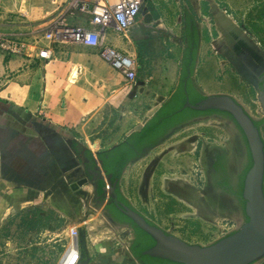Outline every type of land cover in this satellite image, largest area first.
I'll list each match as a JSON object with an SVG mask.
<instances>
[{"label": "crops", "instance_id": "obj_1", "mask_svg": "<svg viewBox=\"0 0 264 264\" xmlns=\"http://www.w3.org/2000/svg\"><path fill=\"white\" fill-rule=\"evenodd\" d=\"M70 1L0 0V36H8L26 45L25 53H9L0 49V223L11 209L23 210L42 205V195L48 194L59 182L67 181L72 189H78L77 170L90 177H93V173L101 177L97 155L119 146L132 134L140 132L136 129L143 124L147 114L158 105L161 110L180 84L181 66L188 47L186 16L193 15L187 10V5H184V11L179 13L174 23V26H179L180 35L168 25L171 30L169 44L176 42L180 48L178 55L170 58L175 63L174 76L178 78V83L168 94V58L166 53L159 52L161 48L153 56L152 48L159 43L157 31L147 32L151 28L147 23L151 13H144L145 5L136 24L127 33L120 31L113 21L104 29L102 41L103 46L137 58V85L132 87L125 83L121 73L101 57L99 47L62 43L49 38L48 33L59 20H65L72 26H89L88 14L77 11L70 16L66 13ZM80 1L90 6L102 2ZM169 11L174 10L170 8ZM226 16L235 22L240 17L234 10L226 13ZM259 16L256 20L264 21ZM243 17L247 18L244 23L248 28L257 22L252 20L250 13L240 18ZM171 22L169 16L168 24ZM195 23L198 29V53L191 79L194 84L197 82L200 90L209 81L214 83L216 74H219L218 69L215 70V63L208 65L209 58L205 57L207 54L213 55L215 47L211 43L207 48L203 27L196 18ZM161 28L164 25L157 26L156 30ZM246 34L259 46L263 43V40L256 41V34ZM43 50L51 52L49 60L40 58ZM154 68L159 71V82L148 99V106H145L141 101V92L143 96L150 80L157 77ZM217 94L235 97L227 92ZM87 152L92 154L93 160L87 156ZM108 184L106 187L111 192ZM8 190H12L9 195L12 207L1 218L2 193ZM48 197L45 199L47 204ZM0 228L5 231L8 226L5 223ZM77 229L80 232L79 264H140L131 253V239L118 243L116 238L121 234L105 236L101 233L107 228H97L96 225L94 230L85 233Z\"/></svg>", "mask_w": 264, "mask_h": 264}, {"label": "rangeland", "instance_id": "obj_2", "mask_svg": "<svg viewBox=\"0 0 264 264\" xmlns=\"http://www.w3.org/2000/svg\"><path fill=\"white\" fill-rule=\"evenodd\" d=\"M211 3L220 11L234 10L240 17L245 13L252 14V20L257 22L250 24V28L244 23L247 18L238 17V22H235L228 17L245 34H256V41L264 40V21L256 20L264 7V0H146L144 13H151L147 18L151 28L147 32L157 31L159 43L152 48L153 56L161 48L159 52L166 53L168 58L169 77L173 73L172 78L168 77V94L178 83V78L174 76L175 63L170 58L180 51L176 42L169 44L171 30L168 25L180 35L179 26H174V23L179 13L184 11V5H187V10L202 25L203 39L208 43L209 49L212 41L219 36L214 16L210 13ZM170 8L174 11L168 12ZM169 16L172 18L170 24ZM159 25H164V28L156 30ZM260 46L263 47V43ZM214 54H207L205 57L209 58L207 64L215 63V70L218 69L220 75L216 74L214 83L209 81L200 91H205L207 95L231 93L250 108L256 120L263 119L264 107L257 97V91L238 72L230 73L225 67L226 72L222 73L227 60L216 51ZM153 72L157 77L150 80L143 96L141 92V101L145 106H148V99L158 86L155 84L159 82L158 69L154 68ZM209 118H197L172 130L154 147L146 149L139 159L130 162L119 181L121 192L150 222L189 244L203 246L217 242L244 223L240 201L232 194L219 190L214 185V177V182L208 183L210 160L204 155L209 154L210 143L224 147L232 163L233 179L243 174L249 165L246 142L237 125L230 119L211 117L208 120ZM262 131L264 135V125ZM92 176L83 172L80 174L77 170L78 189H72L67 181L59 182L48 194L42 195V205L29 206L23 210L14 208L7 213L6 210L12 207L9 197L12 190L2 191L1 218L5 213L7 216L0 226L6 223L8 229L4 231L0 228V264H60L70 243L69 232L72 227L79 228L83 233L94 230L95 225L101 229L106 227L107 230L101 234H121L117 237L119 241H132L134 235L130 227L115 225L108 219L96 196L95 181L100 177L95 173ZM47 195L49 204L45 201Z\"/></svg>", "mask_w": 264, "mask_h": 264}, {"label": "water", "instance_id": "obj_3", "mask_svg": "<svg viewBox=\"0 0 264 264\" xmlns=\"http://www.w3.org/2000/svg\"><path fill=\"white\" fill-rule=\"evenodd\" d=\"M210 13L214 16L219 34L218 39L213 40L212 45L221 54L224 53L227 44L232 46L234 50L238 49L240 45L249 44L247 45L248 48L251 46L255 47L256 50L264 54V51L248 34L238 37L233 34V28L228 30L232 23L227 18L224 11L219 10V12L214 15L211 6ZM231 36L236 37L229 40ZM236 66H238V63ZM241 74L243 75V73ZM192 81L194 84L193 79ZM194 86L200 91L196 84H194ZM204 96L205 99L195 105L191 104L188 99L183 109L189 108L199 112L214 110L228 114L245 137L252 160V166L246 173L242 191L244 213L247 219L246 222L237 230L226 235L217 242L208 246H203L189 244L169 234L157 225L150 223L146 217L130 205L116 202L115 205L121 213L127 216L154 240L155 245L143 253L145 256L166 260L175 264H257L259 262L264 264V136L262 129L255 125V118L235 98L222 94ZM159 110L160 105L152 109L145 117L143 124L136 130H142L144 125H146ZM210 119L211 118L208 120ZM98 167L102 179L105 180V174L102 172L101 167ZM118 184L119 180L115 181L113 186L109 184L107 186L113 193ZM134 238L133 236L132 241ZM132 241L130 242V246Z\"/></svg>", "mask_w": 264, "mask_h": 264}, {"label": "trees", "instance_id": "obj_4", "mask_svg": "<svg viewBox=\"0 0 264 264\" xmlns=\"http://www.w3.org/2000/svg\"><path fill=\"white\" fill-rule=\"evenodd\" d=\"M259 15L260 19L264 18V8L260 10ZM186 28L188 47L185 49L180 71V84L176 92L173 94L168 103L143 127L140 132H135L119 146L97 155L100 166L106 177L105 180L101 179L99 182L98 193L100 199L102 200H105L108 196H110L108 195L109 191L106 184L109 183L110 185H113L115 181L120 180L126 166L140 156L144 147L156 145L175 127L191 121L203 114L218 112L214 110L199 112L189 108L183 109L188 99L193 105L205 99V97L196 89L191 79L194 74L198 53V29L195 23L194 15L189 14L186 16ZM263 124L264 120L255 123V125L260 129ZM87 156L92 159V154L90 152H87ZM251 166L252 160L249 152V165L242 176L240 197H242L246 173ZM117 196L119 201H124L119 188H117ZM114 197V195L111 197V203L109 205L114 217L120 223L130 224L133 228L135 239L130 247V250L134 258L140 264H175L166 260L151 258L143 255L146 250L155 245V242L151 236L141 230L135 223H133V221L117 209L114 203ZM242 202L244 208V201Z\"/></svg>", "mask_w": 264, "mask_h": 264}, {"label": "built area", "instance_id": "obj_5", "mask_svg": "<svg viewBox=\"0 0 264 264\" xmlns=\"http://www.w3.org/2000/svg\"><path fill=\"white\" fill-rule=\"evenodd\" d=\"M145 3L146 0H102L101 3L90 6L80 0H71L67 5L66 13L70 16L75 15L77 11L88 14L90 16L89 26H72L65 20H59L48 33L49 38L62 43L70 42L89 47H99L101 57L124 76L128 86L133 87L137 85L139 67L137 58L112 47L103 46L102 41L104 29L113 21L120 31L127 33L136 24ZM0 49L9 53H25L26 45L24 42L13 40L8 36H0ZM51 56L50 51L43 50L40 53V58L44 60H49ZM69 236L70 243L60 264H79L81 254L77 227L70 229ZM116 241L121 243L117 238Z\"/></svg>", "mask_w": 264, "mask_h": 264}, {"label": "flooded vegetation", "instance_id": "obj_6", "mask_svg": "<svg viewBox=\"0 0 264 264\" xmlns=\"http://www.w3.org/2000/svg\"><path fill=\"white\" fill-rule=\"evenodd\" d=\"M247 45H249V44L240 45L238 49L234 50V48H232V46L227 44L225 46L224 53H222V54L217 49H215V50H216V53L218 55L223 56L224 59L227 60V62H225L224 65H223L222 73L226 72L225 67L228 68L227 70H229L230 73L238 72L241 75L242 79L247 81V83L250 86H252L257 91V93H258L257 97L260 99L261 104L264 107V54L261 53L259 50H256V48L252 47L251 45H250L251 47L248 48ZM259 47L264 51V48H262L261 46H259ZM237 63H238L239 68H238V66H236ZM220 66H221V64H220ZM241 73H243V75ZM200 93L203 95L202 91ZM204 95H206V94H204ZM216 95H219V94H216ZM222 95H229V94H222ZM229 96H231V95H229ZM231 97H233V96H231ZM233 98H235V97H233ZM237 101H239V100H237ZM240 103L246 108V106L242 102H240ZM246 109L252 115V112H251L250 108H246ZM208 117H210V118L211 117H215V118H219V119H223V120L230 119V120L233 121V119L229 115L224 114V113H220V112H217V113H206V114H203V115H201V116H199L197 118L204 119V118H208ZM197 118H195V119H197ZM262 120H264V117L260 121L256 120V123L257 122H261ZM189 122L190 121H188L186 123H189ZM186 123H184V124H186ZM233 123L236 124L234 121H233ZM182 125H180V126H182ZM263 125L261 126V129H262ZM175 128H177V127H175ZM175 128H173L172 130H174ZM170 132H168L167 134H169ZM262 133H263V131H262ZM242 135H243V133H242ZM243 137H244V135H243ZM244 139H245V137H244ZM245 142H246V140H245ZM154 146L155 145L144 147V149L142 150V153L146 149H148L149 147H154ZM209 147H210L209 154L204 155L205 157L208 156L209 157L208 159L210 160V163L208 165V169H209L208 172L210 174V176H209V180L210 181L208 183H213L214 181H212V180H213V177H214L215 178V184L214 185L219 187V190L232 194L237 201H240V204L242 205V203H243L242 201L243 200H242V197H240V188H241L242 176H243L244 173L241 174L239 177L237 176V178L235 177L233 179L232 174H234V173H232L233 172L232 163H231L230 159L227 156V152L224 151V147L216 145V144H211V143H210ZM246 149H247V152H248L247 153V157L249 159V150H248L247 143H246ZM142 153L140 154L139 157H141ZM202 153L204 154V150L202 151ZM210 156H211V158H210ZM139 157L136 158V159H139ZM247 167H246V169H247ZM208 172H207V175H208ZM101 179H102V175H101V177L99 179H96V181H95L96 185H97L96 186V196L98 198V201L100 203H102L103 210L106 213V215L108 216V219L111 222H113V224H115V225H118V226H121V227H130L132 229V231H133V228H132V226L130 224H123V223H120L119 221H117L116 218L114 217L112 211L109 208V205L111 203V197L113 195L115 196L114 197V203L115 202L116 203H123V204L130 205V206H132V203L130 202V200L125 195H123L121 193L119 184L117 185V187H116V189H115V191L113 193L109 192L108 195H110V196H108L107 199H105V200L104 199L103 200L100 199V196H99V193H98V189H99V182H100ZM113 185H111V186H113ZM117 188H119V191H120L122 197L124 198V201H119L118 200V198H117L118 197L117 196ZM242 207H243V205H242ZM243 211H244V208H243ZM246 220L247 219H246V216H245V213H244V222H246ZM133 235H134V232H133ZM133 241H132V243H133Z\"/></svg>", "mask_w": 264, "mask_h": 264}, {"label": "bare ground", "instance_id": "obj_7", "mask_svg": "<svg viewBox=\"0 0 264 264\" xmlns=\"http://www.w3.org/2000/svg\"><path fill=\"white\" fill-rule=\"evenodd\" d=\"M197 1H199V0H197ZM208 1H210V0H208ZM211 5H212V13H214V15L215 14H217L218 12H219V9L216 7V5L214 4V3H211ZM227 18L231 21V27H229L228 28V30H230V28H233L234 29V31H233V34L234 35H236V36H244L245 35V33L238 27V25L236 26L235 24H234V22H233V20L231 19V18H229L228 16H227ZM236 36H231V37H229V40H232V39H234ZM263 55V54H262Z\"/></svg>", "mask_w": 264, "mask_h": 264}]
</instances>
